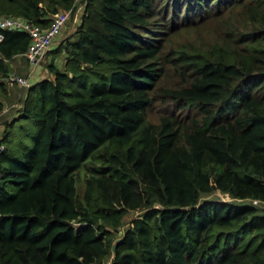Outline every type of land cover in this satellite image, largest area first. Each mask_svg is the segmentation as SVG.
Wrapping results in <instances>:
<instances>
[{
    "label": "trees",
    "instance_id": "16d2710c",
    "mask_svg": "<svg viewBox=\"0 0 264 264\" xmlns=\"http://www.w3.org/2000/svg\"><path fill=\"white\" fill-rule=\"evenodd\" d=\"M76 1L0 0V16L66 10L63 28ZM82 1L29 86L9 80L29 34L1 30L0 90H26L0 135V264H264V0ZM232 8L244 30L165 45Z\"/></svg>",
    "mask_w": 264,
    "mask_h": 264
},
{
    "label": "rangeland",
    "instance_id": "374dc122",
    "mask_svg": "<svg viewBox=\"0 0 264 264\" xmlns=\"http://www.w3.org/2000/svg\"><path fill=\"white\" fill-rule=\"evenodd\" d=\"M77 9L75 13L70 17L66 25L62 28L61 33L59 36L53 41L52 45L50 46L49 50L56 49L59 44L65 40L67 37H71L74 34V31L76 30L77 26L79 25L81 14L83 11V1L77 0ZM239 10L231 9L228 13L223 16L222 20H216L212 21L210 24H206L205 26L201 25H189V26H180L177 31L174 34L167 35V39L164 42L167 47L169 46H183L190 48L192 44H198V39H207L208 33L215 29L214 32L217 31V28L220 26H226L231 27L235 30H244L247 26V22L241 18V16L238 14ZM226 21V25L224 23ZM157 29L163 30L162 26H155ZM216 37L215 33L212 35V37L209 40H213ZM48 50V51H49ZM52 53H46L41 60L38 61V65H32L33 68H36L32 71V68L30 67L31 64L28 62V60L24 57H15L9 64V74L14 75H26L31 72H34L35 79H38L43 76H51L46 68V64L50 61ZM55 62L58 64V66H62L63 64V54L55 59ZM33 74V73H32ZM1 78V76H0ZM175 78L173 76H168L165 79V83H171ZM3 81L2 78L0 79V82ZM12 88H10V92L12 95H16L17 100H9L5 99V93L0 90V96L2 97L4 102V107H9V110H15L18 106L21 105L23 96L25 94L26 88L23 86H20L16 83L12 84ZM166 108V105L161 104L160 102H156L152 105L151 109L148 112V119L152 121H156L158 115L164 111ZM9 110L4 112H8ZM3 115V114H2ZM2 115L0 117V124L4 122L2 120ZM2 132V128H0V135ZM78 182L79 184H82L84 178L86 177L84 169H80L78 171ZM209 198H222L224 200H230V197L228 194L222 193V192H214L209 195H207ZM134 215V213H130L129 216L125 219L122 229H124L129 219ZM112 254L107 256L102 264H109L111 261Z\"/></svg>",
    "mask_w": 264,
    "mask_h": 264
},
{
    "label": "built area",
    "instance_id": "2783aa9c",
    "mask_svg": "<svg viewBox=\"0 0 264 264\" xmlns=\"http://www.w3.org/2000/svg\"><path fill=\"white\" fill-rule=\"evenodd\" d=\"M69 11L63 10L52 15L48 26L44 27L34 24L29 20L19 16H0V40L3 38L1 30H22L29 34L30 43L26 55L31 65L38 61L46 54L47 50L60 33L62 25L65 23ZM31 73L28 75L10 74L9 80L16 81L20 85H30ZM253 203H260L258 200H252Z\"/></svg>",
    "mask_w": 264,
    "mask_h": 264
},
{
    "label": "crops",
    "instance_id": "0c3cea01",
    "mask_svg": "<svg viewBox=\"0 0 264 264\" xmlns=\"http://www.w3.org/2000/svg\"><path fill=\"white\" fill-rule=\"evenodd\" d=\"M36 64H37V63H36ZM36 64H33V65H36ZM30 67L32 68V71H33L37 66H36L35 68H33L32 65H31ZM3 86H4V92L7 94V99H9V100H17L16 95H12V93L10 92V88H12L13 85H12L11 83H5ZM5 88H6V89H5ZM5 99H6V98H5ZM7 99H6V100H7ZM18 107H19V106H18ZM18 107H17V108H18ZM4 110H5V111L9 110V107H4ZM9 111H11V110H9ZM9 111H8V112H9ZM8 112H3L2 120H5L6 118H9V119H10V118L12 117V115L14 114L15 110H12L11 113H9V114H8ZM7 114H8V115H7ZM6 115H7V117L4 119V117H5ZM3 123H4V122H3ZM3 123L0 124V128H2V130H3V128H4V127H3V125H4Z\"/></svg>",
    "mask_w": 264,
    "mask_h": 264
}]
</instances>
